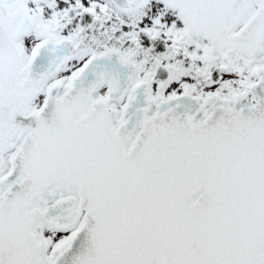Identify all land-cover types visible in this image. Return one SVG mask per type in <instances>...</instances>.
<instances>
[{
    "label": "snow or ice",
    "instance_id": "6c2138e0",
    "mask_svg": "<svg viewBox=\"0 0 264 264\" xmlns=\"http://www.w3.org/2000/svg\"><path fill=\"white\" fill-rule=\"evenodd\" d=\"M0 264H264V0H0Z\"/></svg>",
    "mask_w": 264,
    "mask_h": 264
}]
</instances>
